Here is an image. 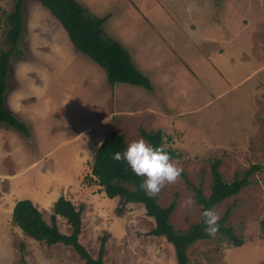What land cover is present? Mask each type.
<instances>
[{
    "label": "rangeland",
    "instance_id": "obj_1",
    "mask_svg": "<svg viewBox=\"0 0 264 264\" xmlns=\"http://www.w3.org/2000/svg\"><path fill=\"white\" fill-rule=\"evenodd\" d=\"M77 1L106 17L104 32L129 51L152 88L110 84L40 0H22L6 95L28 92L27 117H19L29 134L0 123V264H85L72 246L37 241L12 220L15 202L28 198L50 223L61 195L83 206L79 241L92 256L107 235L104 264H177L172 244L147 234L155 222L143 204L120 210L121 199L107 197L91 175L105 136L123 134L127 149L143 138L141 128L162 130L164 144L180 154L172 160L181 178L156 195L161 206L175 200L169 220L178 231L201 216L183 174L207 195L214 159L227 182L260 166L236 195L213 207L220 217L230 209L228 225L243 243L214 235L195 241L187 254L190 264H264V0ZM15 2L0 0V52L10 48L6 16ZM56 22L71 45L65 52L53 49L61 39L52 36ZM189 197L195 204L181 207ZM56 219L69 233L65 217Z\"/></svg>",
    "mask_w": 264,
    "mask_h": 264
},
{
    "label": "trees",
    "instance_id": "obj_2",
    "mask_svg": "<svg viewBox=\"0 0 264 264\" xmlns=\"http://www.w3.org/2000/svg\"><path fill=\"white\" fill-rule=\"evenodd\" d=\"M40 1L66 30L72 44L104 69L110 84L127 82L147 89L152 88L151 80L134 65L129 51L118 40L107 36L104 32L103 23L106 17L89 14L87 9L77 0ZM21 12L22 0H16L13 11L6 16V22L9 25L6 40L10 48L0 52V123L28 135L27 125L17 115L9 111L5 105L10 59L17 48L22 31ZM139 133L153 147H163L171 158L180 157L174 147L164 144L165 135L162 130L146 131L141 128ZM126 146L124 135L121 133L113 131L105 136L94 153L90 169L91 175L107 197H119L121 199L120 210H122L123 205L129 202L143 204L146 214L153 217L155 222L154 227L147 234L165 237L173 246L177 264H190L187 254L190 245L199 239L212 237L204 232L202 211L205 208H213L221 200L236 195L249 183L250 175L260 169L258 164H252L244 175L227 182L223 179L218 168L220 160L216 158L210 165L212 184L207 195L204 193L201 184L195 185L183 174L186 185L193 191L196 202L203 208L201 207V216L198 222L190 225L185 231H178L169 220L175 208V200H172L167 206H161L157 201V196L147 195L140 188L144 177L134 174L126 161L112 159L114 153H123ZM52 210L50 223H48L39 207L31 199L23 198L15 202L12 220L24 234L37 241L47 245L63 243L72 246L85 260V264H104L103 253L106 234L101 237L96 257L92 256L79 241L83 206L76 207L71 200L61 195L54 201ZM57 215L65 217L70 225L69 233H64L59 229ZM229 216L230 209L228 208L220 217L219 231L215 235H218L220 241L231 242L233 245L239 246L243 240L228 225Z\"/></svg>",
    "mask_w": 264,
    "mask_h": 264
},
{
    "label": "clouds",
    "instance_id": "obj_3",
    "mask_svg": "<svg viewBox=\"0 0 264 264\" xmlns=\"http://www.w3.org/2000/svg\"><path fill=\"white\" fill-rule=\"evenodd\" d=\"M112 159L126 161L134 174L144 177L140 188L152 197H155L165 184L177 183L183 172L163 147H153L143 138L131 142L123 153H114ZM194 204V199L189 197L181 207L191 208ZM202 219L205 234L214 236L219 231L220 215L213 208H205L202 211Z\"/></svg>",
    "mask_w": 264,
    "mask_h": 264
},
{
    "label": "crops",
    "instance_id": "obj_4",
    "mask_svg": "<svg viewBox=\"0 0 264 264\" xmlns=\"http://www.w3.org/2000/svg\"><path fill=\"white\" fill-rule=\"evenodd\" d=\"M53 18H55V17H53ZM55 21H56V19H55ZM59 26H60L59 23L56 22V26H54V29H51V32H53V35H52L53 37L56 35V36H58V38L59 37L61 38V39H59L60 41H57L56 40L57 42L53 46V49L60 50V51L63 50L65 52L68 48H71L70 47L71 45L67 42L66 36L64 35L63 30ZM18 85H20V84H18ZM20 86H22V85H20ZM6 89H7V87H6ZM17 89H20V88H17ZM18 92L19 93L26 92V94L28 95V92L27 91H24L22 89L20 91H18ZM25 95L23 96L22 94H17L16 92L13 93V94H9V95L7 94L6 95V91H5V105L7 106V108H8L9 111H11L12 113H14L18 117L19 116L20 117L21 116L22 117L23 116L25 117L27 115L26 114V109H24L25 108L24 100L27 98V96L25 97ZM10 128H12V127H9V129Z\"/></svg>",
    "mask_w": 264,
    "mask_h": 264
}]
</instances>
